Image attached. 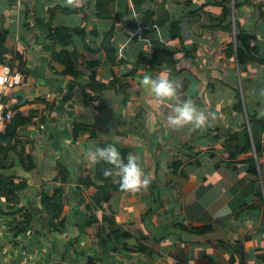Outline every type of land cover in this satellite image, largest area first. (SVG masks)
<instances>
[{"label": "crops", "instance_id": "1", "mask_svg": "<svg viewBox=\"0 0 264 264\" xmlns=\"http://www.w3.org/2000/svg\"><path fill=\"white\" fill-rule=\"evenodd\" d=\"M98 1L0 0L4 63L16 59L23 79L5 96L14 112L8 124L19 113L21 125L0 173L25 182L13 200L0 191V264H264V166L254 157L264 128L251 125L264 120V61L227 52L229 42L244 46L237 22L264 55V0H232L228 18L223 0ZM160 7L166 21L144 24ZM106 8L111 15L102 17ZM189 11L195 15L176 34L171 22ZM56 27L63 32L54 39ZM54 53L77 54L80 75H63ZM161 71L181 82L182 98L211 114L204 127L169 124L174 101L162 103L140 84L145 72ZM115 78L125 79L128 96L112 85ZM109 143L140 157L151 180L146 188L113 189L117 170L91 157ZM59 187L67 198L62 231L42 206L43 195ZM101 189L110 196L96 206ZM25 212L31 226L18 232ZM103 215L132 235L114 238Z\"/></svg>", "mask_w": 264, "mask_h": 264}, {"label": "trees", "instance_id": "2", "mask_svg": "<svg viewBox=\"0 0 264 264\" xmlns=\"http://www.w3.org/2000/svg\"><path fill=\"white\" fill-rule=\"evenodd\" d=\"M231 1L232 0H223V17L224 18H228L232 15ZM98 3L101 6L108 7L110 0H100L98 1ZM161 7H163V5ZM161 7L158 9L157 15L147 12L143 20V23L144 24L146 23L147 25H155V24L166 21L167 17H164L163 19L160 18L161 13L159 10L161 9ZM110 15H111V12L108 10V8H106V10L104 9V11L101 13L102 17H109ZM191 15H195V12L192 13V11H189L188 13H185L183 16H180L179 19L173 20L171 22V26L173 30H176V34H180L179 30L181 28V24L185 20V16L190 17ZM153 16L154 18L148 21V19L152 18ZM229 26L230 25H227L226 27H224L223 25H221L222 28H228ZM217 27L219 28L220 26H209L208 28H205V30H208V32H213V30ZM53 32L54 33L52 34V37L56 39L57 38L56 33H60L63 31L61 28L56 27L54 28ZM7 33H8L7 30L0 29V65L4 63L5 53L7 52V48L5 46ZM64 36L66 35L64 34ZM249 37L250 36L248 35V33L244 32L242 28L240 27L239 23L236 22V39L238 42L242 41L244 46H241L238 43L237 48H236L234 42H229L227 44V49H228L227 52L231 55L234 53L236 49L240 61H248V60L249 61H264V55L260 54L254 45H250L247 43V40ZM76 55L77 54L75 53L73 54L63 53V55L59 56L56 53H54V58H57L58 60L60 59L65 64V68L62 71L63 75H67V74H70L73 76L80 75L82 70L76 62ZM124 80H125L124 78H115L114 81L112 82V85L120 86L123 90V94L125 96H128L129 85L125 83ZM235 107L240 108V109L242 108V103L240 100L236 103ZM19 117H20V114L18 113L16 115L15 121L13 123H9L6 127V130L3 133H0V156L2 155V157H4L3 160H5V162H2L1 160L0 164H4L5 168H8L10 166L6 164L7 160L10 158H6V157L9 156V153L12 150V146L16 145L17 143L16 140L19 139V133L17 130L19 125H21V120H19ZM251 125L254 131H256L257 125L259 126V129H262L264 128V120H260V121L252 120ZM73 134L74 135L78 134L77 125H75L74 127ZM234 139H237L236 136L231 137L227 142L231 143V141ZM260 145L261 144H259L258 142L255 143V147L257 150L260 148ZM236 153L237 152H232L231 155L234 156ZM28 159L31 161V155L28 156ZM181 163H182L181 161H177L174 163V166L177 168V166H179ZM252 170L254 172L257 171L255 164H253ZM63 174H64V177H62V180L66 181L67 175H68V170L66 169V167L63 170ZM24 187H25L24 181L15 182L12 176H7L5 174L0 173V191H5L6 193H8L6 197L7 200H13L15 196L17 195L18 191H20ZM94 196L95 197H94L93 203L96 206L97 205L99 206L100 202L107 200L110 194L108 193L107 190L101 189L97 191ZM66 202H67V198L65 197L64 190L62 187L55 189L52 195H49L47 193L44 194L43 199H42V206L44 210L46 211V213L49 215V223L54 229H58L60 231H62L63 226L65 225V222H66V217L63 214V209H64V205ZM23 215H24L23 227L15 228L18 232H25L31 226V221L33 219L31 213L25 212L23 213ZM104 218L109 222L110 227H111L110 231L114 238H118V239L128 238L132 235V231L130 229H126L122 227L121 225H119L116 222L114 217L103 215V219ZM136 249H140L146 252H151L153 251L154 248L147 249L145 246L140 245Z\"/></svg>", "mask_w": 264, "mask_h": 264}, {"label": "clouds", "instance_id": "3", "mask_svg": "<svg viewBox=\"0 0 264 264\" xmlns=\"http://www.w3.org/2000/svg\"><path fill=\"white\" fill-rule=\"evenodd\" d=\"M71 3V0H68ZM140 84L146 93L155 97L160 102L174 101L167 114V120L173 127L190 124L196 128L204 127L210 113L197 107L191 98H182L179 80H173L167 72L161 71L155 76L145 72L140 77ZM94 161H103L115 167L119 176V186L124 191H139L146 188L151 180L145 173L140 157L135 153H128L126 159L117 145L109 143L98 146L91 153ZM105 169V174L110 173Z\"/></svg>", "mask_w": 264, "mask_h": 264}, {"label": "built area", "instance_id": "4", "mask_svg": "<svg viewBox=\"0 0 264 264\" xmlns=\"http://www.w3.org/2000/svg\"><path fill=\"white\" fill-rule=\"evenodd\" d=\"M18 3H22V0H17ZM16 59H13L10 61V64L3 63L0 65V131H2L8 122H10L13 119V110L8 106V104L5 102V96L8 90L16 87L17 85L21 84L23 79L20 76V74L16 71ZM122 155L127 157L126 152H121ZM254 157L256 160V163L259 168L261 166H264V132L262 134V146L259 151H256L254 149ZM97 166H108L112 169H115V167L111 164H107L103 161H97ZM111 182H114V179H111ZM112 187L115 191H123L120 186L119 182L113 183Z\"/></svg>", "mask_w": 264, "mask_h": 264}, {"label": "water", "instance_id": "5", "mask_svg": "<svg viewBox=\"0 0 264 264\" xmlns=\"http://www.w3.org/2000/svg\"><path fill=\"white\" fill-rule=\"evenodd\" d=\"M245 133H246V129L245 128H241L239 130V137H240L241 142H243L244 139H245Z\"/></svg>", "mask_w": 264, "mask_h": 264}]
</instances>
